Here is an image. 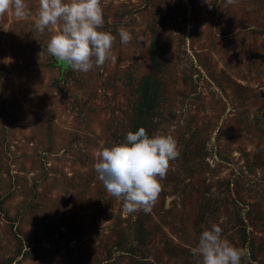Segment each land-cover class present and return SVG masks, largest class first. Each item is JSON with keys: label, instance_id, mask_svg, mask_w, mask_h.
Here are the masks:
<instances>
[{"label": "rangeland", "instance_id": "obj_1", "mask_svg": "<svg viewBox=\"0 0 264 264\" xmlns=\"http://www.w3.org/2000/svg\"><path fill=\"white\" fill-rule=\"evenodd\" d=\"M25 3L0 18V264H201L213 224L264 264V0H101L116 59L88 73ZM140 127L180 155L151 213L125 214L94 164Z\"/></svg>", "mask_w": 264, "mask_h": 264}, {"label": "clouds", "instance_id": "obj_2", "mask_svg": "<svg viewBox=\"0 0 264 264\" xmlns=\"http://www.w3.org/2000/svg\"><path fill=\"white\" fill-rule=\"evenodd\" d=\"M233 0H229L232 3ZM11 11L18 20L31 16L25 0H0V18ZM35 29L43 34L55 28L47 43V52L68 69L88 73L94 67L114 62L116 36L102 31L104 15L101 0H39ZM121 44L132 36L118 30ZM178 141L172 135L149 136L144 127L126 134V142L105 147L99 153L94 169L106 191L123 202L125 214L137 211L151 213L162 192L170 162L178 158ZM222 228L213 224L199 236L192 253L201 264H242L250 259L247 247H236L222 238Z\"/></svg>", "mask_w": 264, "mask_h": 264}, {"label": "water", "instance_id": "obj_3", "mask_svg": "<svg viewBox=\"0 0 264 264\" xmlns=\"http://www.w3.org/2000/svg\"><path fill=\"white\" fill-rule=\"evenodd\" d=\"M55 62H56L57 64H59V63L56 61V59H55ZM59 66H60V67H63V65H61V64H59Z\"/></svg>", "mask_w": 264, "mask_h": 264}]
</instances>
